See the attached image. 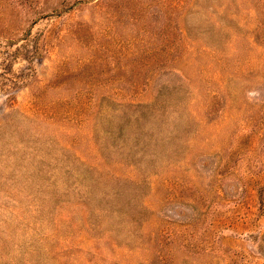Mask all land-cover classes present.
I'll use <instances>...</instances> for the list:
<instances>
[{
	"label": "rangeland",
	"instance_id": "rangeland-1",
	"mask_svg": "<svg viewBox=\"0 0 264 264\" xmlns=\"http://www.w3.org/2000/svg\"><path fill=\"white\" fill-rule=\"evenodd\" d=\"M0 264H264V0H0Z\"/></svg>",
	"mask_w": 264,
	"mask_h": 264
}]
</instances>
